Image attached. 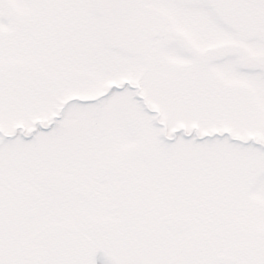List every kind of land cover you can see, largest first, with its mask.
I'll return each instance as SVG.
<instances>
[{
  "label": "snow or ice",
  "instance_id": "6c2138e0",
  "mask_svg": "<svg viewBox=\"0 0 264 264\" xmlns=\"http://www.w3.org/2000/svg\"><path fill=\"white\" fill-rule=\"evenodd\" d=\"M0 264H264V0H0Z\"/></svg>",
  "mask_w": 264,
  "mask_h": 264
}]
</instances>
